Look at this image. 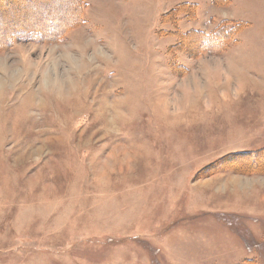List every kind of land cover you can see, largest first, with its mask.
<instances>
[{
	"label": "rangeland",
	"instance_id": "rangeland-1",
	"mask_svg": "<svg viewBox=\"0 0 264 264\" xmlns=\"http://www.w3.org/2000/svg\"><path fill=\"white\" fill-rule=\"evenodd\" d=\"M17 1L0 264H264V0Z\"/></svg>",
	"mask_w": 264,
	"mask_h": 264
},
{
	"label": "trees",
	"instance_id": "trees-1",
	"mask_svg": "<svg viewBox=\"0 0 264 264\" xmlns=\"http://www.w3.org/2000/svg\"><path fill=\"white\" fill-rule=\"evenodd\" d=\"M30 2V0H18L16 2V4H25L26 2ZM14 2V0H13ZM73 6L74 8L70 11H67L66 12V15L63 14L65 16V20L63 22H56L55 20L59 18L60 15H58V10L56 11L57 14H55V16L53 17L54 21L49 23V25L47 26L48 23H45L44 21H41L40 20V24L36 25L37 28L40 27V29L42 28H46L48 27V30L50 32V34L48 36H45L44 35H41L40 33H38V31H29V34L26 35L25 37V40H35V41H43V40H50V41H56V40H59L61 39V37L65 34V32L72 26L76 25L77 23H79L80 21V17H79V11L81 9V6H80V3L78 2V0H73ZM12 3V0H0V14L2 13V6L1 5H5V4H8V6H10V4ZM7 6V7H8ZM180 9H183L180 8ZM177 11V10H176ZM180 11H185V10H180ZM21 13V12H20ZM63 13V12H62ZM65 13V12H64ZM175 14V13H174ZM22 15H26L24 14V12H22ZM79 17V18H78ZM39 21V20H38ZM42 25V26H40ZM26 26V25H25ZM42 27V28H41ZM21 29V27L19 28ZM12 30V29H10ZM9 29L4 31L5 32V35L6 33H8L10 31ZM196 31V30H195ZM19 32V31H18ZM11 34H8L6 38H3V37H0V46L4 45V44H7L8 42L10 43L11 42V36L14 35L15 33H17V31H13L10 32ZM215 33V32H214ZM1 34V33H0ZM197 38L199 37H203L204 40L202 39H198L200 40L199 42H197V47L198 49L199 48H202V49H210L212 45H209L208 43H212V41L210 42V40H213V41H217L218 40V36H213L209 34H206L204 35L203 33H201L199 30L197 32ZM216 34V33H215ZM4 35V36H5ZM19 36V35H18ZM20 37L24 38L23 36L20 35ZM16 39H19V38H16ZM258 151V155L257 156H252V158L256 157L257 160L261 159V158H264V151ZM264 162V161H263Z\"/></svg>",
	"mask_w": 264,
	"mask_h": 264
},
{
	"label": "bare ground",
	"instance_id": "bare-ground-1",
	"mask_svg": "<svg viewBox=\"0 0 264 264\" xmlns=\"http://www.w3.org/2000/svg\"><path fill=\"white\" fill-rule=\"evenodd\" d=\"M71 82V81H70ZM63 92V91H62Z\"/></svg>",
	"mask_w": 264,
	"mask_h": 264
}]
</instances>
